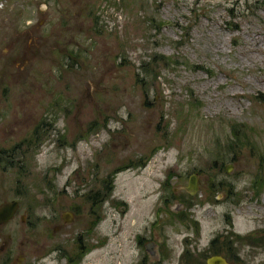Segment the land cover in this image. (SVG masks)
<instances>
[{
    "label": "rangeland",
    "instance_id": "rangeland-1",
    "mask_svg": "<svg viewBox=\"0 0 264 264\" xmlns=\"http://www.w3.org/2000/svg\"><path fill=\"white\" fill-rule=\"evenodd\" d=\"M155 54L168 60L144 78ZM263 96L264 0H0V147L18 140L28 210L3 233L21 264H69L61 251L92 219L83 201L113 174L101 241L77 264H136L137 234L154 236L163 198L192 173L198 191L179 198L202 240L225 216L239 233L264 226ZM38 124L44 139L24 143ZM13 181L0 173V202ZM190 229L161 223L172 250L159 264H183ZM41 244L49 254L34 258Z\"/></svg>",
    "mask_w": 264,
    "mask_h": 264
},
{
    "label": "flooded vegetation",
    "instance_id": "flooded-vegetation-1",
    "mask_svg": "<svg viewBox=\"0 0 264 264\" xmlns=\"http://www.w3.org/2000/svg\"><path fill=\"white\" fill-rule=\"evenodd\" d=\"M9 146L10 147H6L3 145L0 147V173L4 175L8 174V176L13 177L14 197L9 200L3 199L0 202V206L6 202L13 201L18 202L19 206L14 211L10 220L7 222H0V264H21L23 263L22 259L24 257L23 255H18V239L17 245L12 243V237L11 234H9L12 233V227L10 228L8 234L3 233L7 226L12 223L15 225L16 220H18V216L22 223H26V215L28 214V210H25L22 214L18 213L20 209V202L18 200V183L21 184V180H18V140L14 145ZM178 179L179 177L177 176L175 178V182H177ZM3 185L0 183V190ZM185 187L186 185H177V187L172 188L174 196L171 198H163L162 202L166 209L158 210V221L152 225L154 230L153 237H146L141 234H137L135 242L138 253L135 261V263L137 262L136 264H159L164 254L171 252L172 247L168 243V238L165 237L157 239L159 234L157 233V230L160 228L163 221H168V223H172L173 225L177 224L179 221L183 224L185 229H194V232H192L190 236L183 238L184 248L180 254V256L184 258L183 264H188L190 259L191 261L193 260V264H208L207 259L211 256L217 255L222 256L228 264H249L247 262V258L250 255L254 257L257 254L264 252V226L260 224V227L255 228L254 231L239 233L236 229L234 220L230 216L224 217V225L220 231L213 233L208 240H202L200 234V223L197 220L192 219L195 220L192 221L194 225H190L189 216L184 214L186 201H184V198L179 197L182 196V193L190 194ZM89 192H91V190H89ZM101 197V193L95 192L90 195L88 199L83 201L86 203L87 214L88 216H92V219H90V223L86 226L88 229L86 232L87 235L84 236L83 234H80L76 239H74L76 250L72 253H69L66 249L65 251H61L62 256L68 263L69 261H72V264L79 263L87 253L92 251V247L97 246L101 241V237H98L97 233L93 232V229H96L97 224L101 219ZM121 210L123 209L121 208ZM66 212L61 213V218L63 223L68 224L74 220V214L77 211L74 210L73 213L70 212V215L65 214ZM33 224L35 225V223ZM57 229H61V227H58ZM39 247L44 248L45 245L41 244L37 247V251L34 253V258H38L40 256H42L41 258L46 257L49 254V249L46 248V250H43L42 254L39 255ZM46 247H48V245ZM16 248L17 252L15 253ZM248 252L249 254H247ZM243 253L244 257H242ZM245 254H247L246 257ZM78 258L79 262H76ZM256 264H264V260Z\"/></svg>",
    "mask_w": 264,
    "mask_h": 264
},
{
    "label": "trees",
    "instance_id": "trees-1",
    "mask_svg": "<svg viewBox=\"0 0 264 264\" xmlns=\"http://www.w3.org/2000/svg\"><path fill=\"white\" fill-rule=\"evenodd\" d=\"M97 18V17H96ZM166 60H168V58H164L162 55H153L152 58L150 59V61H148V63L143 62V64L141 65V69L143 70V74L145 75L144 78H147L148 76L151 77V73L154 72V67H157V64L159 62H166ZM175 60V59H174ZM177 62V61H175ZM169 63V62H168ZM155 77V76H154ZM143 79V77H142ZM264 98V96L262 97ZM44 125L42 124H38L36 126L35 132H34V136L28 140H26L24 143H30L33 138L36 141L34 144V146H38L41 143V139L43 140L44 137L43 136V132L44 130L47 131V127H49V125L47 127H43ZM42 128V129H41ZM45 128V129H44ZM39 129V130H38ZM23 143V144H24ZM118 170V169H117ZM115 173V172H114ZM114 177L115 174H113L111 176V178L109 177L108 179H105L102 183H107V185L104 187L105 188V193L102 195V199H101V205L105 200V197L109 196V194L111 193V191L113 190V181H114ZM80 258V257H79ZM79 258L76 260V262H79ZM69 264H72V261H69Z\"/></svg>",
    "mask_w": 264,
    "mask_h": 264
},
{
    "label": "water",
    "instance_id": "water-1",
    "mask_svg": "<svg viewBox=\"0 0 264 264\" xmlns=\"http://www.w3.org/2000/svg\"><path fill=\"white\" fill-rule=\"evenodd\" d=\"M230 164H225V171L228 172L230 170ZM171 183V181H170ZM185 189L190 192V194H195L199 189L198 184V174L192 173L188 177V181ZM19 203L16 201L6 202L0 206V222H7L13 216L14 211L18 208ZM65 214H69L70 212H66ZM208 264H228L226 260L222 256H211L207 259Z\"/></svg>",
    "mask_w": 264,
    "mask_h": 264
}]
</instances>
